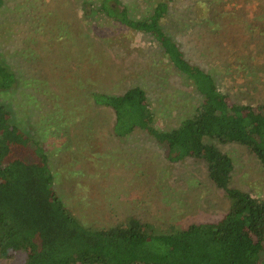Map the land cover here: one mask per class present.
I'll use <instances>...</instances> for the list:
<instances>
[{
    "label": "rangeland",
    "instance_id": "374dc122",
    "mask_svg": "<svg viewBox=\"0 0 264 264\" xmlns=\"http://www.w3.org/2000/svg\"><path fill=\"white\" fill-rule=\"evenodd\" d=\"M122 1L135 5V17L147 8L142 0ZM20 2L25 6L35 2L38 7L34 4V12L21 20L16 9L23 6ZM53 3L8 0L7 10L0 9L2 55L10 64L15 62L28 80L26 89L0 97L9 104L13 120L28 135L35 133L44 146L64 203L84 223L100 226L128 216L162 226L219 219L228 201L209 181L202 162L168 161L163 147L143 132L115 138L110 133L111 112L96 109L79 95L80 84L115 94L140 86L156 114L157 127L168 130L193 114L197 93L174 74L147 35L77 34L81 21L76 1ZM263 6L264 0L251 1L246 6L248 18L257 20L252 12ZM237 9L221 11V15L238 24ZM59 24H68L74 34H50ZM231 33L221 34L220 42L213 44V39L207 44L204 39L202 45L187 34L171 35L187 50L190 39V59L214 76L231 101L263 102L264 34ZM231 42H237L235 50L230 49ZM32 84L39 89L31 90ZM209 141L232 158L231 185L264 199V168L254 155L236 143ZM23 260V254H18L1 264Z\"/></svg>",
    "mask_w": 264,
    "mask_h": 264
},
{
    "label": "trees",
    "instance_id": "16d2710c",
    "mask_svg": "<svg viewBox=\"0 0 264 264\" xmlns=\"http://www.w3.org/2000/svg\"><path fill=\"white\" fill-rule=\"evenodd\" d=\"M57 1L50 0L51 6ZM74 1L81 21L77 34L147 35L199 101L192 115L167 130L157 127L156 114L140 86L115 94L80 84L79 95L96 109L111 112L110 133L115 138L143 132L163 147L168 161L202 162L228 207L215 221L184 226L157 225L135 216L109 226L84 223L56 190L44 146L35 133L28 135L13 120L9 104L0 97V264L18 254L24 256L21 264H264V199L231 185L232 158L209 141L244 146L264 168V101H231L214 76L190 59L189 46L190 39L201 45L204 39L205 44L213 39V44L231 32L264 34V6L252 12L254 21L246 8L251 1L262 0H142L147 8L139 17L133 15L135 5L122 0ZM34 4L16 7L21 20L32 14ZM6 5L8 0H0V9L6 11ZM235 8L241 16L238 24L221 15ZM72 31L68 24H59L50 34ZM171 34H187L190 51ZM236 45L231 42L230 49ZM26 79L0 49V94L26 89ZM32 86L31 90L39 89Z\"/></svg>",
    "mask_w": 264,
    "mask_h": 264
}]
</instances>
